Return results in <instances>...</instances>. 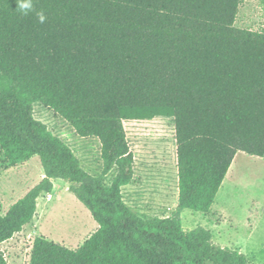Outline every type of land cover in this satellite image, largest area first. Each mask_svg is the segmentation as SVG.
Instances as JSON below:
<instances>
[{"label":"trees","instance_id":"trees-1","mask_svg":"<svg viewBox=\"0 0 264 264\" xmlns=\"http://www.w3.org/2000/svg\"><path fill=\"white\" fill-rule=\"evenodd\" d=\"M19 3L0 0V153L9 166L38 156L43 177L0 213V244L62 179L97 227L75 249L36 236L28 264H250L181 224L185 209L209 212L237 152L264 156V29L235 26L241 0H32L27 15ZM33 103L98 139L100 174ZM155 116L174 122L177 206L145 218L121 194L134 163L123 121Z\"/></svg>","mask_w":264,"mask_h":264},{"label":"rangeland","instance_id":"rangeland-1","mask_svg":"<svg viewBox=\"0 0 264 264\" xmlns=\"http://www.w3.org/2000/svg\"><path fill=\"white\" fill-rule=\"evenodd\" d=\"M234 24L250 30L264 29V0H241ZM32 107L33 117L72 149L84 170L93 175L101 173L97 138L78 136L62 117L40 103ZM123 127L134 160L133 178L121 188L124 202L145 218L171 216L177 206L173 118L127 119ZM235 159L209 212L183 210L182 228L205 227L216 244L242 252L250 264H264V156L239 152ZM114 173L112 170L105 176V183H110ZM42 177L38 156L9 166L0 153V213L5 214ZM68 186L65 180H53L51 193L38 198L31 222L0 244L7 264H28L36 236L75 249L96 229L89 210Z\"/></svg>","mask_w":264,"mask_h":264},{"label":"clouds","instance_id":"clouds-1","mask_svg":"<svg viewBox=\"0 0 264 264\" xmlns=\"http://www.w3.org/2000/svg\"><path fill=\"white\" fill-rule=\"evenodd\" d=\"M18 7L21 10L22 14L27 15L29 12L33 10L32 0H20ZM37 15L41 23L45 22L46 16L43 12H40Z\"/></svg>","mask_w":264,"mask_h":264},{"label":"crops","instance_id":"crops-1","mask_svg":"<svg viewBox=\"0 0 264 264\" xmlns=\"http://www.w3.org/2000/svg\"><path fill=\"white\" fill-rule=\"evenodd\" d=\"M237 153H239V152H237ZM237 153H236V154H237ZM236 154H235V156H236ZM235 156H234V158H233V161H232L231 165H232L234 162L236 163ZM258 158H259V157H258ZM231 165H230V166H231ZM229 169H230V167H229ZM123 200H124V199H123Z\"/></svg>","mask_w":264,"mask_h":264}]
</instances>
